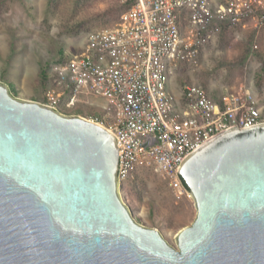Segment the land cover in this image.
I'll return each mask as SVG.
<instances>
[{
    "label": "water",
    "instance_id": "1",
    "mask_svg": "<svg viewBox=\"0 0 264 264\" xmlns=\"http://www.w3.org/2000/svg\"><path fill=\"white\" fill-rule=\"evenodd\" d=\"M122 151L103 125L0 81V264H264V123L228 129L184 161L196 217L177 247L122 199Z\"/></svg>",
    "mask_w": 264,
    "mask_h": 264
},
{
    "label": "built area",
    "instance_id": "2",
    "mask_svg": "<svg viewBox=\"0 0 264 264\" xmlns=\"http://www.w3.org/2000/svg\"><path fill=\"white\" fill-rule=\"evenodd\" d=\"M116 1L125 6L119 23L91 33L80 51L53 65L42 104L62 113V104L75 106L83 95L104 99L114 113L107 129L123 148L120 185L154 168L189 196L178 172L191 153L228 129L264 123V114L251 91L215 100L198 85L185 87L177 105L171 77L195 61L212 26L233 28L258 10L253 0ZM147 138L154 144L143 148Z\"/></svg>",
    "mask_w": 264,
    "mask_h": 264
},
{
    "label": "rangeland",
    "instance_id": "3",
    "mask_svg": "<svg viewBox=\"0 0 264 264\" xmlns=\"http://www.w3.org/2000/svg\"><path fill=\"white\" fill-rule=\"evenodd\" d=\"M253 1L257 16L233 28L212 26L195 61L175 69L170 91L177 105L185 87L198 85L215 100L251 91L264 114V0ZM123 11L116 0H0V81L15 97L44 103L53 65L80 51L91 33L116 26ZM186 23L182 19L183 28ZM109 107L102 98L83 95L75 106L65 103L60 110L110 128ZM119 189L137 222L158 229L177 247L176 234L196 217L191 196L179 195L154 168L143 169Z\"/></svg>",
    "mask_w": 264,
    "mask_h": 264
},
{
    "label": "trees",
    "instance_id": "4",
    "mask_svg": "<svg viewBox=\"0 0 264 264\" xmlns=\"http://www.w3.org/2000/svg\"><path fill=\"white\" fill-rule=\"evenodd\" d=\"M120 6H121L123 9H125V6H123V5H121V4H120ZM262 19H264V15L262 16ZM182 182H183V184H184L185 188H186V189H188V188H187V186H186V184L184 183V181H183V180H182Z\"/></svg>",
    "mask_w": 264,
    "mask_h": 264
}]
</instances>
